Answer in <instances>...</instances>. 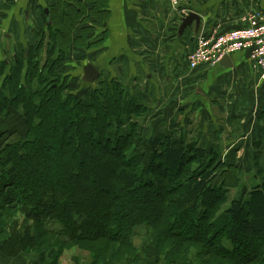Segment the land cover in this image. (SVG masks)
Segmentation results:
<instances>
[{
  "label": "trees",
  "instance_id": "16d2710c",
  "mask_svg": "<svg viewBox=\"0 0 264 264\" xmlns=\"http://www.w3.org/2000/svg\"><path fill=\"white\" fill-rule=\"evenodd\" d=\"M51 8L45 33L0 84V109L25 120L24 132H0V252L36 264H61L68 252L75 264H137L153 246L154 264H264L262 153L260 183L232 198L242 172L215 145L178 130L146 155L140 97L109 75L79 96L57 71L70 46L102 43L91 31L103 24L99 4L95 15L66 0ZM78 20L90 22L80 36Z\"/></svg>",
  "mask_w": 264,
  "mask_h": 264
},
{
  "label": "crops",
  "instance_id": "0c3cea01",
  "mask_svg": "<svg viewBox=\"0 0 264 264\" xmlns=\"http://www.w3.org/2000/svg\"><path fill=\"white\" fill-rule=\"evenodd\" d=\"M59 1L63 4V0ZM66 1L83 3L88 13L94 9L97 1L99 16L104 18L101 27L91 30L96 38L100 34L105 35L104 39L99 47L86 51L97 53L96 58H88L86 63H93L101 71L106 70L109 76L116 77L119 82L126 80L127 85L133 88L145 84L146 90H141L144 95L138 94L139 88L133 94L140 97L141 101L143 98L151 100L152 94L154 109L165 108L166 98L172 97V101L183 98L181 102L188 106L187 113L194 116L191 124H198L202 120L205 142L216 147L221 144V160L246 172V175L239 174L240 178L247 176L254 157L264 151V78L254 69L247 50L230 55V68H222L217 63L213 67L190 69L186 55L194 45L196 33L238 27L242 24L240 18L248 11L257 10L264 15V0H179L180 5L199 14L201 19L197 31L192 24L182 37L177 35L181 21L170 7V0ZM45 4L53 6L54 0H18L8 22L9 33L16 43L20 40V34L25 37L32 35L30 43L37 40L34 33L40 32L37 28L43 22L41 5ZM6 5L0 0L1 9H5ZM94 11L96 13L97 9ZM94 15L89 17L96 19ZM89 24L78 20L74 35L80 36L83 28L86 25L89 27ZM82 50L85 49L82 47ZM125 68L127 74H121ZM191 89H194L193 95L189 94ZM186 93L189 95L186 96ZM148 109L151 107L148 106ZM175 109H179V106ZM166 115L167 118L163 115L161 122L167 132L162 135L175 136L178 130L184 131L181 120L186 122V111L179 110L178 119L172 116L175 122L171 126L169 122L167 124ZM151 116L153 118L154 115ZM190 139L199 141L197 137ZM227 157H232L231 163ZM233 189L246 191L240 185L230 188V191ZM0 264H36V258L26 254L7 257L0 252Z\"/></svg>",
  "mask_w": 264,
  "mask_h": 264
},
{
  "label": "rangeland",
  "instance_id": "374dc122",
  "mask_svg": "<svg viewBox=\"0 0 264 264\" xmlns=\"http://www.w3.org/2000/svg\"><path fill=\"white\" fill-rule=\"evenodd\" d=\"M4 1L6 2V0H4ZM39 25L40 26L37 29H38V31H42L44 28V22H42V24H39ZM37 35H38V33H37ZM26 37H28V40L32 41V35L28 34ZM18 48L21 49V46L19 44H18ZM96 55H97V53L95 54V53L86 52L85 50H82V48H78V47L75 48V47L70 46L69 51H68V57H65L66 59L64 58L63 62L57 66V71H59L61 74L62 73H68V72L71 73L70 77L67 78V81H70L69 89L73 93H78V95L80 93L79 96H83L81 94L85 95V92H87L89 89L97 86L96 85L97 81L100 82V80L103 81V80L107 79L108 72H106V70H105V71H102V74L99 77V79H97L93 84L88 85V84H82L81 83L80 69H81L82 65H84V63L88 62L87 61L88 58H90V59L96 58ZM113 67H115V66H113ZM111 69H112V71H116L115 68H111ZM125 70H126V68L124 70H121V74H127V73H125ZM120 84L123 87H127L131 94L137 93V90L139 88L140 91H138V94L144 95V92H142L141 90H143V91L146 90L145 84L139 85V87L135 86L133 88V87H131V85H127L126 80H124V79L122 80V82H120ZM187 85L189 86L190 84H187ZM193 90L194 89H191L192 92L190 91L189 94L191 93L193 95ZM187 93H186V96L189 95ZM79 96H77V97H79ZM150 96H151V100H149V99L146 100L145 98H143L142 102L145 103L147 106L151 107V109H149V111L143 116V118H141L139 120V129L141 130V134L143 136L144 142L147 144L146 145V147H147L146 155H148V152L151 149V146L153 144V140L157 136L162 135V133L167 132L165 129L162 128L163 123L161 121L163 120V115H165V119H166L167 118L166 113L168 114L167 124L169 122V124H170L169 126H171V124L173 122H175V120L172 119V116H176V119H178L177 114H178L179 110H181L182 112L186 111L185 116H188L186 118L185 123L183 122V120H181V125L182 126L184 125L183 129L185 131H187L186 135H189V139L191 137L192 138L197 137V138H199V141H203L206 146H208V145H209V147L211 146L209 143L205 142L206 135L204 134L203 129H201L202 120H199L198 124H195V123L191 124L194 121V116H193V114L189 115V113H187L188 112V106H184L186 104L183 105L181 102V99H183V98H181V99L175 98L174 101H172V99H173L172 97H170L169 99L166 98V99H164V105H165L164 107L165 108L159 107L157 109H154L155 99L152 98L153 97L152 94H150ZM1 104H3V103H0V105ZM177 106H179V109H175ZM151 115H154L153 118ZM187 121H191V122L189 124H186ZM24 123H25V120H24L23 115L21 114V112L19 111L18 108L9 105V106H6L4 109H0V132H2V131L11 132L14 130H17L19 132H24V130H25V124ZM154 125H155V128L153 129L152 127ZM190 125H192L193 128ZM222 147L223 146L221 144L219 146H217V148L219 150ZM261 148L263 149V147H261ZM263 154H264V151L261 154V159H260V161H262V163H264V155ZM231 158L232 157H227V159H229V163H231L230 162ZM251 163H250V167L248 168V169H250V172H247V176L246 177L242 176V178H240V180H239L240 181V187L242 186V188H244L246 191L251 186H255L256 184H259L260 179H262V175L255 177V175H257V169L254 166V161H253V165ZM243 170H245V169H243ZM242 174L246 175V172L243 171ZM254 177L257 178V180H255ZM237 190L238 189H233L230 191V197L231 198L235 197L238 194ZM81 259L83 261H86L87 257L83 254V255H81ZM60 263L61 264H75L71 260V252L70 253L68 252L64 256H62ZM154 263H155L154 247L152 246V247H150L149 250H147L146 257H143L142 261L140 263H137V264H154ZM115 264H136V263H133L130 260H125V261L117 262ZM178 264H180V263H178ZM194 264H196V263H194Z\"/></svg>",
  "mask_w": 264,
  "mask_h": 264
},
{
  "label": "built area",
  "instance_id": "2783aa9c",
  "mask_svg": "<svg viewBox=\"0 0 264 264\" xmlns=\"http://www.w3.org/2000/svg\"><path fill=\"white\" fill-rule=\"evenodd\" d=\"M170 7L180 21L191 12L180 5L179 0H170ZM240 21L242 24L235 28H216L196 33L194 45L186 55L188 67H213L224 55L247 50L254 69L264 78V15L252 10L242 16Z\"/></svg>",
  "mask_w": 264,
  "mask_h": 264
},
{
  "label": "flooded vegetation",
  "instance_id": "af4514ba",
  "mask_svg": "<svg viewBox=\"0 0 264 264\" xmlns=\"http://www.w3.org/2000/svg\"><path fill=\"white\" fill-rule=\"evenodd\" d=\"M4 3H7L6 8L1 9V7H0V71H1V73H0V84H3L5 82V80H6L5 75H7L9 70L11 71V69L15 66V63L17 62V59L19 57L20 50L21 49L23 50L22 52L24 53V56H28V54L30 52L29 47L31 48L33 45H35L40 40V36H37L36 32L34 33V35H35V38L37 40H34L32 43H30L28 38L22 34H20L19 43H16L13 40V38L11 37L12 36L11 33H9L8 22H9V18H10V13H11L13 7L15 5L17 6L18 0H6V2L4 1ZM56 4H58V0H54L53 7H55ZM51 7H52L51 5H46V4L41 5V17L43 18V22H44V28L42 31H40L41 35H43L45 33L46 28L48 27V25H50V24H48V25L46 24V17H45L44 10L48 8V9H50V13H51V9H52ZM38 34H39V32H38ZM18 44L21 46V49L18 48ZM22 63L24 65L23 68H25L28 65V58L23 57ZM85 64L86 63H84V65ZM84 65H82V67ZM82 67L80 69L81 83L82 84H88V85L93 84L96 80L93 83H86L82 80V76H83ZM101 74H102V71L100 70V76H101ZM70 75H71V73H70ZM63 81H65V79H63V75H62L61 79H60V83L59 82L53 83L52 88L57 89L58 84H62ZM0 89H3V87L0 86ZM6 93H8V92H6Z\"/></svg>",
  "mask_w": 264,
  "mask_h": 264
},
{
  "label": "water",
  "instance_id": "95a60500",
  "mask_svg": "<svg viewBox=\"0 0 264 264\" xmlns=\"http://www.w3.org/2000/svg\"><path fill=\"white\" fill-rule=\"evenodd\" d=\"M44 12L46 17V24L48 25L51 21L50 9L47 8L44 10ZM200 22L201 19L199 14L195 12H189L186 16L181 18V23L179 24L177 29V35L179 37H182L186 28L192 26V24H194L195 31H197L199 29ZM218 65L222 68L232 67L231 57L229 55H224L218 62ZM82 71V80L86 83H93L100 77V70L92 63H86L82 67Z\"/></svg>",
  "mask_w": 264,
  "mask_h": 264
}]
</instances>
